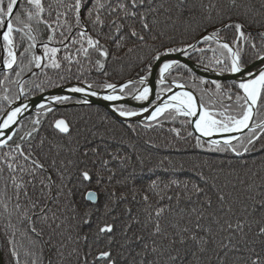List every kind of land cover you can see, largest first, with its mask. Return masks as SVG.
<instances>
[{"label":"snow or ice","instance_id":"snow-or-ice-1","mask_svg":"<svg viewBox=\"0 0 264 264\" xmlns=\"http://www.w3.org/2000/svg\"><path fill=\"white\" fill-rule=\"evenodd\" d=\"M0 224L14 264H264V0H0Z\"/></svg>","mask_w":264,"mask_h":264},{"label":"trees","instance_id":"trees-1","mask_svg":"<svg viewBox=\"0 0 264 264\" xmlns=\"http://www.w3.org/2000/svg\"><path fill=\"white\" fill-rule=\"evenodd\" d=\"M126 75L128 74H134L132 69H127L126 70ZM178 126V125H177ZM169 127V125H165V129L163 132H157V133H151V135H153L157 142L161 144V148L159 149L160 154H172L174 156H177V158H179L178 154L175 153V150L172 148H164L163 147V139L165 136L168 135L167 133V128ZM186 147V146H185ZM25 243H27L25 241ZM0 247H1V252H2V257H3V263L4 264H14V261L12 259V257L10 256V246L7 243V240L4 238L3 235V226L2 224H0ZM21 253H23V250L21 249ZM45 264H47V259L49 256V251L45 250ZM26 258L23 256V254L21 255V262L23 264L24 260ZM53 259H55V257L53 256Z\"/></svg>","mask_w":264,"mask_h":264},{"label":"water","instance_id":"water-1","mask_svg":"<svg viewBox=\"0 0 264 264\" xmlns=\"http://www.w3.org/2000/svg\"><path fill=\"white\" fill-rule=\"evenodd\" d=\"M194 71L196 72L197 75H202V76H205L206 78H210L211 77L210 73H205L199 68H195L194 67ZM0 264H3V257H1V247H0Z\"/></svg>","mask_w":264,"mask_h":264},{"label":"rangeland","instance_id":"rangeland-1","mask_svg":"<svg viewBox=\"0 0 264 264\" xmlns=\"http://www.w3.org/2000/svg\"><path fill=\"white\" fill-rule=\"evenodd\" d=\"M1 257H2V252H1ZM4 264V263H3Z\"/></svg>","mask_w":264,"mask_h":264}]
</instances>
